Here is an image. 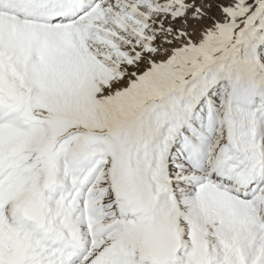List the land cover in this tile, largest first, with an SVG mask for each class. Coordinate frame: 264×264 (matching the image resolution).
<instances>
[{
	"label": "snow or ice",
	"instance_id": "obj_1",
	"mask_svg": "<svg viewBox=\"0 0 264 264\" xmlns=\"http://www.w3.org/2000/svg\"><path fill=\"white\" fill-rule=\"evenodd\" d=\"M0 264H264V0H0Z\"/></svg>",
	"mask_w": 264,
	"mask_h": 264
},
{
	"label": "rangeland",
	"instance_id": "obj_2",
	"mask_svg": "<svg viewBox=\"0 0 264 264\" xmlns=\"http://www.w3.org/2000/svg\"><path fill=\"white\" fill-rule=\"evenodd\" d=\"M211 14L215 16H219V12L215 8L212 9Z\"/></svg>",
	"mask_w": 264,
	"mask_h": 264
}]
</instances>
